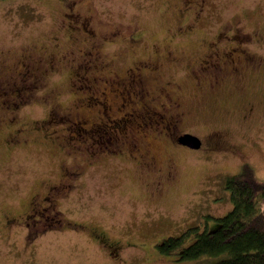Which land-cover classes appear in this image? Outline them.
I'll list each match as a JSON object with an SVG mask.
<instances>
[{"label": "rangeland", "instance_id": "1", "mask_svg": "<svg viewBox=\"0 0 264 264\" xmlns=\"http://www.w3.org/2000/svg\"><path fill=\"white\" fill-rule=\"evenodd\" d=\"M75 1L80 13L93 15L100 32L120 33L112 44L102 43V48L103 60L111 62L121 75L133 63L154 58L157 48L162 76L181 88L176 96L182 99L184 109L179 111L191 112L190 118L184 112L183 130L199 136L204 147L177 148L171 154L172 170L165 168L170 163L165 158L158 160L154 169L113 158L111 153L98 155L96 160L90 157L87 148L94 142L92 138L106 135L104 128L91 131L88 124H79L71 129L72 123L46 121L43 124L49 128H43L42 133L35 127L56 109L74 114L82 111L88 117L100 112L99 105L74 107L80 96L73 92L70 81L79 63L75 58L82 57L74 55L46 77L41 90L17 112L19 123L26 128L18 142L10 145L0 141V264H215L217 257L181 260L178 254L182 251L163 254L157 245L184 235L187 247L198 233L225 216L233 208L225 188L227 180L244 164L264 181V0H204V10L193 6L188 15L182 0ZM65 3L0 1V78L16 77L22 56L50 52L52 38L64 29L63 25L67 30L64 15L69 10ZM189 21L195 25L193 32L186 27ZM235 29L247 36L246 45L256 56L251 66L256 67L254 72L250 75L248 68L242 70L244 75L237 83L231 77L229 62L218 70L223 81L216 86H209L213 70L203 73L204 80H196L190 71L202 67L201 59L209 52L208 42L217 37L225 39V34L233 32L239 35ZM171 40L178 43L171 46ZM229 42L225 39L223 45L232 46ZM70 48L69 43L64 47ZM165 48L172 52L168 60L162 56ZM113 54H119L115 62L111 61ZM0 110L3 118L14 112L1 105ZM153 126L161 129L160 125ZM140 128L133 125L128 130ZM10 129L0 128V135ZM70 129L76 131L73 136ZM152 129L143 127L141 131ZM214 134L232 145H213L210 137ZM68 138L74 140L72 147ZM104 140L97 141L101 149L108 147ZM54 141L66 145L65 149ZM63 169L68 170L72 181L66 180V184L74 185L70 200L62 204L66 224L38 233L9 226L5 214L21 209L32 193L58 185L55 182L62 178ZM260 205L264 209L263 198ZM91 227L108 233L120 247L107 248L103 240L91 234Z\"/></svg>", "mask_w": 264, "mask_h": 264}, {"label": "flooded vegetation", "instance_id": "2", "mask_svg": "<svg viewBox=\"0 0 264 264\" xmlns=\"http://www.w3.org/2000/svg\"><path fill=\"white\" fill-rule=\"evenodd\" d=\"M65 2H67L65 6H68L69 10V13L67 12L64 15L67 30L64 31L66 25H63L64 29L60 28L59 33L52 38L53 46H49L50 52L37 57L32 53L22 56L19 64L20 69L15 75L17 78H0V105L4 110L14 111L9 113L12 115L8 114V118L0 117V128L4 126L11 127L6 134L0 135V141L5 140L10 145L13 142H18V138L26 128L24 124L19 123L20 118L17 112L41 90L46 77L53 72H57L64 63L73 59L74 55H80L82 56L81 59L75 58L74 60L79 63L75 66L76 69L70 81L73 92L78 97L80 96V99L78 98L74 103V107L92 108L95 106L97 108V105H99L101 107L100 112L98 114L94 112V116L88 117L82 111L74 114L56 109L47 119H43L42 122L39 121V127L35 128H40L41 132L43 128L48 129L49 127L43 124L46 121L53 124L62 123V125L72 123L73 127L71 129L75 127L77 129L79 124H88L91 131L92 128H95L94 131L104 128L103 130L106 131L107 136H101L99 139L103 141L105 138L104 141H106L108 147L99 148L101 147L98 143L100 142L99 139L91 137L94 142H91L92 145L87 148L90 157H94L96 160L98 155L100 157V155L111 153L113 158L131 161L135 165L140 164L154 169L158 166V160L165 158L166 161L170 162L165 165V168L172 170L173 164L171 161L173 160H171V154L175 149L195 150L181 144L180 138L186 134L197 135L191 133V131L183 130L185 122H182L181 119L185 120V113L190 118L191 112L183 110V101L176 96L181 91L180 86L162 76V64L159 59L157 60L159 51L156 48L154 58L142 59L133 63L125 72V75H121L119 69L111 62L103 60L105 53L103 54L102 48V43L110 42L112 44L120 33L117 31L100 32L97 26L99 23L95 22V18L91 13H80L75 0H65ZM204 2V0H182L187 15L188 10L193 9V6L204 10L202 4ZM191 25V21L186 22V27L193 32L195 25ZM235 32H240V34L235 35L233 32L224 35V38L229 40L232 46L223 45L225 39L220 40L218 37L208 42L209 52L201 59L202 67L192 68L190 71L191 74H194L196 80H204L203 73L213 70L211 78L207 79L209 80V86L210 84L213 87L216 86V84L223 81V75L219 73L222 65L229 62L232 64L230 66L231 77L237 79L235 81L237 83L242 80L244 75L242 70L249 69L250 75L254 72L256 67L251 66H254L256 56L251 53L246 45V42H248L247 36H243L241 30L235 29ZM191 39L193 38L189 40ZM68 43L71 48L64 49ZM173 43L175 45L178 41L171 40L170 45L172 46ZM160 44L165 45L162 41ZM165 49L167 51L162 56L165 60H168L172 56V52L168 48ZM119 50L123 51L121 48ZM118 55L113 54V60L111 61H117ZM201 75L203 76L200 77ZM152 83L154 87L150 85ZM216 91L218 92V89ZM8 93L10 95H7ZM172 108L177 111L172 110ZM181 108L185 113L180 112ZM122 112L125 113L122 114ZM162 124L164 125L161 126ZM133 125L141 128L131 132L128 129H131ZM153 125H160L161 129ZM143 127H153V129L141 131ZM71 129L69 135L73 136L76 131ZM160 134L165 136L161 138ZM57 137L60 139V135H57ZM68 139L70 140L68 144L72 147L74 140L72 138ZM210 139L213 145L216 143L230 144L219 134H214ZM54 142L60 146L57 141ZM93 143L96 145L93 146ZM65 146H60V148L65 149ZM172 146L174 147L172 148ZM203 147L204 143L200 149ZM171 172L170 177L174 176V172ZM66 173H68L66 169L61 171L62 180L59 178L55 182L58 185H49L32 193L28 202L24 206L22 205L21 209H10L5 214L9 226L16 229H28L30 233L62 228L67 222L63 217L65 213L63 214L62 204L69 201L72 192H74L72 189L74 187L73 183L66 184V180L72 182L70 176ZM77 174L75 173V175ZM90 229L91 234L95 233L97 237H94L98 241L103 240L107 248L118 249L120 247L119 243L111 240L109 234L105 231L92 227Z\"/></svg>", "mask_w": 264, "mask_h": 264}, {"label": "trees", "instance_id": "3", "mask_svg": "<svg viewBox=\"0 0 264 264\" xmlns=\"http://www.w3.org/2000/svg\"><path fill=\"white\" fill-rule=\"evenodd\" d=\"M3 1V0H0ZM233 208L215 224L197 234L184 247L186 236L170 237L158 244L163 254L182 251L181 260L193 261L203 256L217 257L215 264H264V181L244 164L241 171L227 180ZM179 252V253H180Z\"/></svg>", "mask_w": 264, "mask_h": 264}, {"label": "water", "instance_id": "4", "mask_svg": "<svg viewBox=\"0 0 264 264\" xmlns=\"http://www.w3.org/2000/svg\"><path fill=\"white\" fill-rule=\"evenodd\" d=\"M180 143L192 149L198 150L202 146V140L192 134H186L180 138Z\"/></svg>", "mask_w": 264, "mask_h": 264}]
</instances>
